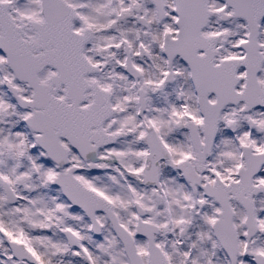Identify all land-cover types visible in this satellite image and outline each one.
<instances>
[{
    "label": "snow or ice",
    "instance_id": "6c2138e0",
    "mask_svg": "<svg viewBox=\"0 0 264 264\" xmlns=\"http://www.w3.org/2000/svg\"><path fill=\"white\" fill-rule=\"evenodd\" d=\"M0 264H264V0H0Z\"/></svg>",
    "mask_w": 264,
    "mask_h": 264
}]
</instances>
